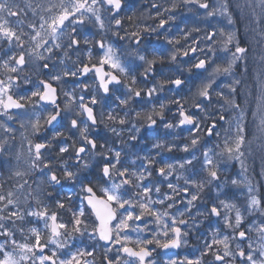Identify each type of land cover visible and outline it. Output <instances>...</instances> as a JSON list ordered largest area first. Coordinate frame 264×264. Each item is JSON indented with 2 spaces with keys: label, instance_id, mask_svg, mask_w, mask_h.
Wrapping results in <instances>:
<instances>
[{
  "label": "snow or ice",
  "instance_id": "6c2138e0",
  "mask_svg": "<svg viewBox=\"0 0 264 264\" xmlns=\"http://www.w3.org/2000/svg\"><path fill=\"white\" fill-rule=\"evenodd\" d=\"M123 7L124 0H0V68L4 70L0 78V157L8 156L7 162L13 165L9 176L12 188L4 192L0 184V264H93L85 257L94 255V247L70 250L83 236L105 243L106 264H157L153 252L187 245V237L205 220L210 222L212 235L204 241L201 256L172 258L165 264H203L201 257L208 255L213 257L212 264H264V196L256 194L257 187L247 175L221 181L231 161L239 162L243 173L248 172L244 158L258 153L264 162V77H258L255 95L253 91L246 94L254 95L255 106L250 108L253 132L236 99L241 81L233 79L227 93L214 87L218 77L233 75L238 61L247 63L249 49L240 46L236 30L231 28L237 14L248 23L256 43L264 46V0H213L211 4L209 0H152L150 8L155 11L148 12V19L158 21L154 25L134 21V9L121 17ZM182 7L204 10L207 26L177 25V34H172L170 24ZM104 12L108 13L107 27ZM218 17L227 20V29L211 23ZM125 18L132 30L123 27ZM89 23L98 28L101 39L90 40L81 34L79 29ZM108 31L120 40L127 38L129 46L118 52L104 39ZM193 32L203 35L193 36ZM145 34L163 35L167 47H141ZM81 42L95 43L101 50L98 66L91 63L90 49L88 63L78 56L72 67L67 66L70 54L80 52ZM54 56L59 57L58 62L53 61ZM260 59L264 61V55ZM29 60L37 75L43 73L48 78L39 79L29 93L14 94L13 89L20 84L32 82L30 76L21 75ZM58 64L63 68L58 70ZM138 68L142 69L140 82L135 74ZM194 70L199 83L193 85L191 106L196 112L186 108L188 101L178 95L159 102L158 107L153 104L165 86L170 85L168 90L178 93L187 82L185 72L193 74ZM90 72L98 81L96 91L86 96L88 84L77 85L79 93L76 87L62 90L61 107L60 93L53 82L67 83L69 77ZM149 80L151 86H147ZM116 86L125 88L123 95L115 94L119 90ZM213 94L218 99L214 100ZM109 100H113L114 107L107 104ZM140 102L152 107H132ZM214 103L219 107L209 111ZM169 104L175 105V122L165 121L166 113L172 112ZM98 105H102L99 111ZM12 110H25V114ZM17 118L19 129L9 124ZM158 119L166 130L186 129L189 142L178 145L158 140L152 144L154 154L133 153L135 159H122V155H129L127 145L138 141L142 130L156 127ZM57 123L62 130H53L50 139L34 142V137L55 129ZM218 125L223 128L222 142L212 148L202 144L201 132L220 140ZM101 126L115 139L100 136ZM17 132L21 137L19 150ZM174 149L187 156L169 162L163 153ZM57 161L61 162L59 166ZM153 173L156 182L150 180ZM64 182L73 191L53 200L49 189ZM229 183L246 188L242 205L224 191ZM165 184L168 191L162 192ZM212 187L215 195L203 210L197 208L193 213L205 189ZM48 200L57 209H65L68 201L70 218L61 219L46 203ZM246 216L256 218L244 228ZM28 218L43 221V229L26 227V222L31 223ZM226 229L231 231L225 234ZM17 233L21 239H17ZM250 233L256 234L255 243ZM245 241L247 248L243 246ZM64 249L69 251L61 257L58 253ZM113 252L115 255L110 257Z\"/></svg>",
  "mask_w": 264,
  "mask_h": 264
},
{
  "label": "flooded vegetation",
  "instance_id": "af4514ba",
  "mask_svg": "<svg viewBox=\"0 0 264 264\" xmlns=\"http://www.w3.org/2000/svg\"><path fill=\"white\" fill-rule=\"evenodd\" d=\"M152 2V0H124V7L120 13L121 17H126L128 14H130V10H135L137 13V16L134 17V21L139 20V22L142 23H147V24H155L158 21L156 20H152V19H148V12L152 11L154 13L155 10L150 8V3ZM157 2H163V0H157ZM213 2V0H209V3L211 4ZM204 10H199V12H197V10L195 8H192L191 10L188 7H182L176 10V20L171 22L170 24V28H171V32L172 34L176 35L177 34V25L180 28H192L194 26H198L200 28H205L207 25L205 23L206 17L203 15ZM143 14V15H141ZM104 18H105V24L106 27L108 26V13L104 12L103 13ZM235 22L234 24L231 26V28L236 30V36L237 39L240 43V46L242 47H246L249 49L248 53L246 54V60L247 63L245 64V62L243 61H238L237 64L235 65L234 69H233V75L231 77H225V76H220L217 78L216 84L214 85V87L216 88L217 91H223L225 93H227L229 91L228 85L232 82L233 79H238L241 81V84L238 87V91L240 93L239 96L236 97V99L238 100V102L241 103L242 108L245 110L246 112V120L247 123L250 121L249 117L251 116V114H249V110H247V100L246 98L242 97V91H244V80H248L249 75H251L249 73V67L252 65V63H254L256 61V59L258 58L259 54L261 53V51L264 50V46L262 45H258L255 41L254 38V34L251 33L249 31V26L248 23L243 20L238 14L235 16L234 18ZM211 23L213 25H216L217 27H224V28H228L229 26L227 25V20L218 17L215 20H212ZM123 27L127 28L129 30H132L129 21L125 18L123 20ZM166 27H169V25H166ZM79 31L81 32L82 35H87L88 38L90 40H98L101 39V35L98 33V28L93 27V25L91 23L87 24L84 27H81L79 29ZM120 35H124V32L121 31ZM203 35V33H197V32H193V36H201ZM104 39L106 40L107 43H110L112 45L115 46V48L119 51H123L125 48H127L129 46V42L127 40V38L125 40H120L117 36L113 35L111 31H108L106 33L103 34ZM219 39V38H218ZM183 43V41H181ZM2 47L6 48V45H3ZM141 47H147L150 50L153 49H164L167 47L166 42H165V37L163 35L157 36L156 34H145L143 39H142V44ZM89 49L91 50V54H92V64H97L98 66V58L99 56L102 54L101 50L98 48V46L95 45V43H90V44H84L83 42H81L80 44V52L79 53H71V60H66V64L68 67H72V62L77 60V57L79 56V59L81 61H83L84 63H88V51ZM234 50V49H233ZM219 55H224L223 52H219ZM27 59V57H26ZM59 57L58 56H54L53 57V61L58 62ZM184 60H187V57L183 58ZM160 66L157 65V68H159ZM167 67V66H165ZM63 65H59L58 64V70L62 69ZM245 68H247V71H245ZM243 70L242 73H240L242 75V78L239 74V70ZM104 70L105 71H109L107 66H104ZM142 71V69H137L136 71V75H137V79L138 82H140L141 77L139 75V73ZM3 72L4 70L2 68H0V78H3ZM21 75H28L31 78V83L24 85V84H20V86L18 88L13 89V93H21V94H25V93H29L30 90H32L35 86V84L38 82L39 79H47L48 77L43 74L40 73L39 75H37L36 70L33 67V61L29 60L27 65L25 66V71L23 73H21ZM206 75V74H205ZM185 77L187 78V82L184 86H182L181 90H179V92H173V91H169L168 89L171 87L169 86H165V89L160 92L154 99H153V104H155L157 107L159 105V102L164 101L167 102L168 99H171L175 96H179L182 98H185L188 103L185 105L186 108H188L190 111L192 112H196L197 110L191 106V102H192V92L195 91V88L193 87L194 84H198L199 81L196 79V74H195V70L193 72V74H189L187 72H185ZM243 79V80H242ZM68 82L67 83H60L59 85H57L56 82H53L54 86H57V90L58 93H60V98L58 100L59 103H61V107H63V95H62V90H69L73 87H76V91L77 93L80 92V87H77V85H83V84H88V90L87 92H85L84 94L86 96L91 95L93 92L96 91L97 89V85H98V81L96 79V76L94 74V72H90L87 74V76H80L78 78H67ZM152 81L149 80L147 82V86H151ZM119 90L115 93L116 95H123L125 92V88L123 86H116ZM247 97V96H244ZM213 99L216 100L218 99L215 94H213ZM107 104L112 105L113 107L115 106L113 103V100H109L107 101ZM102 105H98L97 106V110L99 111L101 109ZM132 107H135L137 110H139L141 107H144L146 110H150V108L152 107V105L149 104H143L142 102L140 103H135L132 105ZM169 108L172 109V112H167L166 116H165V121H172L175 122L176 120H178V117H174L173 116V112H175V105H168ZM219 105H216L215 103L209 108V111L214 110L215 108H218ZM17 111H19L21 113V116H24L25 114V110H12L13 113H16ZM39 111V110H37ZM28 113H31V108L28 109ZM197 115H204L203 113H197ZM209 123H211V121H209ZM10 126L15 128V129H19L20 127V123H19V118L14 119L13 121L9 122ZM67 124V121H64V125ZM227 125H224L223 127L226 128ZM53 130H62L61 126L59 125V123H57L55 129H49L47 132H42L40 134V136L38 137H34V142H40L42 138L47 137V138H51L52 134H53ZM217 131L221 132V137L220 140H223V128H221L220 125L217 126ZM169 132L171 133L169 135ZM0 135H2V133H0ZM99 135L102 137H111L112 139H115L114 137H112V134L110 132L105 131V129L103 128V126H101L100 130H99ZM125 135V139L127 138V133L124 134ZM176 135L180 136V140H186L189 139V133L186 129H177L174 128L172 130H166L163 127V123L158 119L157 120V126L152 128V129H147V130H142V132L140 133V139L138 141H133L130 142L129 145H127L126 150L128 151L129 155L128 156H123L122 155V159L124 160H131V159H135V156L132 155L133 153H139L141 156L152 152L154 154L155 150L152 149V144L158 140H166L168 142V137L171 136L173 137V139L176 138ZM201 136V140H202V144L206 145L209 142H217V138L215 137V135L211 138H208L206 136V134H204L203 132H201L199 134ZM20 142H21V137H20V133L17 132L16 134V150H19V146H20ZM11 143V141H10ZM210 144V143H209ZM117 146H120V142L117 141ZM14 156V152L11 154ZM56 153H53V156H55ZM163 156L165 159L168 158V154L167 152L163 153ZM157 159H159V157H157ZM8 156H4V157H0V184H3V191L7 192L10 188H12L13 186V182L9 180V176H10V168H12V164H9L8 162ZM14 163V161H13ZM57 165H60V161L56 162ZM68 163H71V161H68ZM139 161H137V167L139 165ZM159 165H156L155 167H158ZM35 178V177H33ZM157 176L155 173H153V177L150 178V180L152 182H156L157 181ZM148 182V181H146ZM31 183V181H30ZM34 186V185H33ZM167 189L166 185H162L161 186V191L164 192V190ZM50 191H52V195H53V200L55 198H57V196L59 197H63L66 193L72 192L73 189L72 187L68 184V182H64L62 185H57L55 186L53 189H49ZM75 197L73 199V203H75ZM46 203H48L50 205L51 210L57 211L60 215V218L67 221L70 218V213L67 211V209L70 207L69 202L65 201V209H57L55 207V204L53 203L52 200H48L46 201ZM157 207H160L159 205H157ZM179 207H183V205H179ZM214 219V218H213ZM28 220L31 221L30 224H28L26 222V227H37L40 229H43L44 225H43V221H39L37 222L35 220V218H28ZM212 222V221H211ZM210 222H207V225ZM213 227L215 226L212 223ZM201 230V228L199 227L198 230H193L190 235L187 237L188 239V243L185 246H182L180 249H168V250H162V249H157L155 252H153V256L152 258L155 259L157 261V264H165V262L168 259H172V258H176L177 260H181L183 259L185 256H188L189 258H195L198 256H201V250L199 247V243L200 241H202L200 239L199 236V231ZM212 234V230L210 232ZM229 233V230L226 231V234ZM17 239H21V236L19 233H17ZM98 248H95V253L93 256L91 257H85V259L88 260H92L93 264H106V262L104 261V253H105V243L103 241H98ZM131 246V245H130ZM233 248L235 247V243H233ZM243 246L245 248H247L246 242L243 244ZM150 247H154L150 246ZM78 248H87L89 250L92 249V246L89 243V238L87 236H83V237H78L75 241L74 244H72L70 246V250L71 251H75ZM69 251V249H64L61 250L60 253H58V255H60L61 257H64V255ZM46 254H50V252L46 249ZM115 253H109V256L112 257L114 256ZM208 259L206 262H203V264H212V260L213 257L211 255L207 256ZM236 264H239V261L236 262Z\"/></svg>",
  "mask_w": 264,
  "mask_h": 264
},
{
  "label": "rangeland",
  "instance_id": "374dc122",
  "mask_svg": "<svg viewBox=\"0 0 264 264\" xmlns=\"http://www.w3.org/2000/svg\"><path fill=\"white\" fill-rule=\"evenodd\" d=\"M262 55H264V50L261 51V53L259 54V56L256 59V61L254 63H252V65L249 67V73L251 75H249L248 80H246V79L244 80V84H243L244 91L241 92L242 93V97L243 98H246V100H247V110H249V114H251L250 108L251 109H254V106H255V104H254V95H255V86H256V83H257V79H258V77H264V61H262L260 59V57ZM242 72H243V70L240 69L239 70V74L242 73ZM240 76L242 78V75L241 74H240ZM249 91H253V93H254L253 97H248L246 95ZM244 96H247V97H244ZM249 120L250 121L248 122V128H249V131L250 132H253V131H255V126L253 124L252 116L249 117ZM215 144L216 143H213V145H206V146L209 147V148H212ZM247 158H248L249 161H252V162L255 159V162H253V163H254V166L257 167V171L254 170V169H252V170H249L250 173H243L242 172V169H241L240 163L237 162V161H231V162H229L226 165L225 171L221 175V181H226V180L227 181H230V179H232V178L229 179L228 176L232 177V175H233L234 178H239L237 175H239L240 173H241L242 176L243 175H247L253 181V183L256 185V187H257V193L256 194L259 195V190H260V187H261L260 183L261 182L264 183V162H262L261 156L258 153L257 154H254V157L252 156V157H247ZM233 165H235V166L237 165V170H233L234 169L233 168L234 167ZM248 166H249V164H248ZM247 168H249V167H247ZM242 176L240 178H242ZM238 188H242L243 189L242 191L247 194V190L245 191L246 188H244V186H242V185H240V186H232V185H230V183L227 184V186L224 188V191L231 193V192L237 191ZM210 189H213V192H214L213 193V196H214L215 195V191H216L215 188L212 187ZM262 190L263 189H261V191ZM246 194H245V197H242L241 198V195L238 197V198H240L239 203L241 205L244 203V201L246 199V196H247ZM228 196L231 199L233 198L232 200H234L235 202L237 201V199H236L235 196H231V194H228ZM262 196H264V193H262ZM239 203H237V204H239ZM252 218L254 219L256 217L255 216H253V217L246 216L245 217V224H244V226L248 223V220H251ZM226 231H227V229L225 230V234H226ZM230 231L231 230H229V232ZM255 236H256V234H255ZM255 236L252 239L254 243H255ZM89 243L92 246V248L93 247L94 248H98L97 247L98 246V242L97 241L89 239ZM246 245H247V243H246ZM190 258H192V257H190Z\"/></svg>",
  "mask_w": 264,
  "mask_h": 264
},
{
  "label": "trees",
  "instance_id": "16d2710c",
  "mask_svg": "<svg viewBox=\"0 0 264 264\" xmlns=\"http://www.w3.org/2000/svg\"><path fill=\"white\" fill-rule=\"evenodd\" d=\"M168 142L169 143H171V142H175L176 144H178V145H183L184 143H187V142H189V139H186V140H180V136L179 135H176V138L175 139H173V137H171V136H169L168 137ZM217 142H222V140H219V141H217ZM217 142H213V143H217ZM210 143V144H209ZM209 143H207L206 145H213V143L212 142H209ZM169 156H168V160H169V162H171V160H172V158H180V157H185V156H187V154L186 153H184V152H182V151H179V150H175L174 149V151L172 152V153H167ZM197 156L198 157H200V153L199 152H197ZM254 157V156H253ZM201 159H202V157H200ZM253 162H255V159H254V161ZM252 161H249L248 160V158L246 157L245 158V166H247V167H249L248 168V172L247 173H250V171L249 170H252V169H254V170H256L257 171V167L256 166H254V163H253ZM248 164H249V166H248ZM234 167V169L233 170H237V165L235 166V165H233ZM196 169L197 170H199L200 169V164L199 163H197L196 164ZM230 174V173H229ZM227 175V174H226ZM239 178L242 176L241 175V173L239 174V175H237ZM229 177V179L230 178H234L233 177V175H232V177H230V176H228ZM174 182H175V180H174ZM181 183H182V181H180ZM166 185V184H165ZM260 185H261V187H260V190H259V195L261 194V196H262V193H264V183H260ZM243 186V185H242ZM261 189H263L262 191H261ZM243 189L242 188H238L237 189V191H234V192H226L227 194H231V196H235L236 197V199H237V203H239V201H240V198H238L240 195H241V198L242 197H245V192H243L242 191ZM166 191H168V189H165L164 190V192H166ZM245 191H246V189H245ZM213 189H205V191H204V193L202 194V200L200 201V202H198L197 203V207L196 208H194L193 209V213H195L196 212V210H197V208L198 209H200V210H203V208H204V206H205V204H207L208 203V201H209V198L210 197H212L213 196ZM245 193V194H244ZM237 194V195H236ZM247 195V194H246ZM233 199V198H232ZM233 202H235L234 200H233ZM240 204V203H239ZM241 205V204H240ZM210 206V205H209ZM199 219H204L203 217H200ZM253 219V218H252ZM251 219V220H252ZM255 219V218H254ZM251 220H248V223L247 224H249L250 222H251ZM207 222H208V220H205L204 221V223L203 224H201L200 225V228H201V230L199 231V236H200V239L202 240V241H200V243H199V247H200V250H202V248H203V245H204V241L205 240H210L211 239V228L209 227V224L207 225ZM211 223H213L214 225H215V219H213L212 220V222ZM221 224H222V221L220 222ZM247 224L244 226V228H246L247 227ZM255 236V233H250L249 234V238L250 239H253V237ZM246 242V241H245ZM244 242V243H245ZM247 243V242H246ZM202 258V260H203V262H206L207 261V259H208V257L207 256H203V257H201Z\"/></svg>",
  "mask_w": 264,
  "mask_h": 264
}]
</instances>
